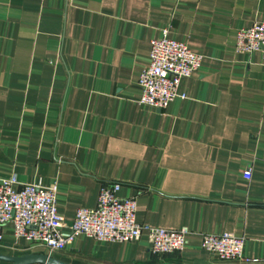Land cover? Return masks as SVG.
I'll return each mask as SVG.
<instances>
[{"label": "crops", "instance_id": "0c3cea01", "mask_svg": "<svg viewBox=\"0 0 264 264\" xmlns=\"http://www.w3.org/2000/svg\"><path fill=\"white\" fill-rule=\"evenodd\" d=\"M264 0H0V178L54 184L67 226L103 183L134 197L137 223L189 233L180 251L76 236L49 255L70 264H241L199 234L241 236L264 264V62L234 51ZM166 28L201 60L165 108L137 102L149 40ZM248 168L245 179L241 172ZM0 253H45L12 242ZM0 264H4L0 261Z\"/></svg>", "mask_w": 264, "mask_h": 264}, {"label": "built area", "instance_id": "2783aa9c", "mask_svg": "<svg viewBox=\"0 0 264 264\" xmlns=\"http://www.w3.org/2000/svg\"><path fill=\"white\" fill-rule=\"evenodd\" d=\"M234 51L241 54L258 52L264 62V19L239 28L234 36ZM201 56L184 43L167 36L166 28L149 40L147 64L139 71L136 84L140 94L137 102L163 109L173 98H183L178 91L181 78L197 70ZM248 179L249 169L241 172ZM118 183H103L97 190L92 208L78 207L65 226L57 214L54 184L38 181L19 183L14 174L0 178V243L2 227L10 224L12 242L23 240L42 246L47 254L62 250L79 235L99 242H130L144 233L151 255L180 251L189 233L186 226L175 229L137 223L134 218V197H117ZM244 239L231 233L199 234V246L221 261L258 264L261 259L243 254Z\"/></svg>", "mask_w": 264, "mask_h": 264}, {"label": "water", "instance_id": "95a60500", "mask_svg": "<svg viewBox=\"0 0 264 264\" xmlns=\"http://www.w3.org/2000/svg\"><path fill=\"white\" fill-rule=\"evenodd\" d=\"M0 261L4 264H70L45 253H23L6 255L0 253Z\"/></svg>", "mask_w": 264, "mask_h": 264}]
</instances>
